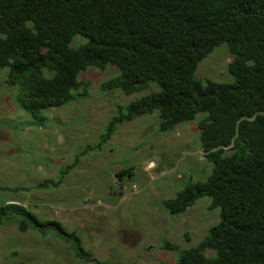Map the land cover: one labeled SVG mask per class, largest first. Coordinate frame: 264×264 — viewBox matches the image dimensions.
I'll list each match as a JSON object with an SVG mask.
<instances>
[{"label": "trees", "instance_id": "obj_1", "mask_svg": "<svg viewBox=\"0 0 264 264\" xmlns=\"http://www.w3.org/2000/svg\"><path fill=\"white\" fill-rule=\"evenodd\" d=\"M75 36L86 42L71 47ZM222 44L232 57L227 71L233 80L195 77L197 64ZM108 66L117 72L103 90L145 94L117 107L97 147L117 125L157 112L161 134L194 122L212 165L204 180H189L161 201L175 216L201 198L218 211L196 246L181 250L164 242L177 253L175 264H264V0H0V69H8L4 83L18 89L16 104L33 120L43 122L44 110L83 98L87 84L78 75ZM77 157L60 174L72 170ZM115 174L121 182L133 168ZM60 180L32 188L57 187ZM3 220L16 222L21 233L53 232L71 242L77 258L88 259L79 239L58 222L38 221L24 206L0 198Z\"/></svg>", "mask_w": 264, "mask_h": 264}, {"label": "rangeland", "instance_id": "obj_2", "mask_svg": "<svg viewBox=\"0 0 264 264\" xmlns=\"http://www.w3.org/2000/svg\"><path fill=\"white\" fill-rule=\"evenodd\" d=\"M85 42L75 36L70 46ZM231 59L227 46L219 45L197 64L195 77L231 82ZM7 72L0 69V189L61 180L57 187L0 191V198L24 206L38 221L58 222L79 239L88 259L77 258L71 242L55 238L53 232L21 233L16 222L3 220L0 264H175L177 253L165 250L164 242L181 250L196 246L217 222L218 211L208 210V198L177 216L161 207L162 200L172 198L189 180H204L211 171L194 122L161 134L154 112L117 125L97 147L117 107L144 92L105 91L101 87L116 69L89 68L78 75L87 84L83 98L44 110L40 122L16 104L18 89L4 83ZM75 155L74 168L60 174ZM126 167L133 174L120 182L115 172Z\"/></svg>", "mask_w": 264, "mask_h": 264}]
</instances>
